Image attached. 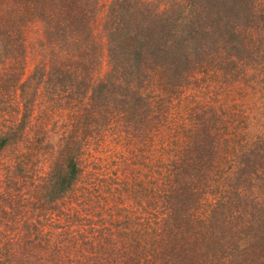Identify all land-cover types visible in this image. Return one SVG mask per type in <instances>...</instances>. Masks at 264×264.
I'll list each match as a JSON object with an SVG mask.
<instances>
[{
  "label": "trees",
  "instance_id": "1",
  "mask_svg": "<svg viewBox=\"0 0 264 264\" xmlns=\"http://www.w3.org/2000/svg\"><path fill=\"white\" fill-rule=\"evenodd\" d=\"M261 6L257 0H0V264L33 263L30 253L38 238L48 247L34 264H60V256L47 257L48 248L72 228L81 242L75 243L83 256L78 264H264V120L256 123L245 148L230 144L241 134L231 130L239 116L235 97L224 112L210 117L205 107L200 113L189 109L188 126L181 122L180 130L168 135L171 141L187 138L188 147L163 146L155 161L144 165L150 181L142 185L134 177L124 187L136 207H115L107 217L116 219L113 228L97 233L88 226L94 213L90 207L75 218V227L74 220L60 224L72 211L54 213L80 172L75 143L84 136L90 111H128V117L139 107L147 112L148 96L140 87L150 68L161 84L174 88L210 58L215 78L220 75L229 84L243 79L257 109L255 99H264ZM98 15L104 43L93 31ZM30 22H39V40L50 53L44 65L25 74L22 30ZM102 61L107 64L104 75L90 83ZM44 92L49 102L37 98ZM60 99L66 106L62 117L72 124L59 135V150L49 153L43 185L26 189L21 165L31 151L22 149L35 144L27 142L24 129L34 124L31 142H40L39 129L59 113L55 105ZM214 138L220 147L213 146ZM9 151L19 155L4 153ZM63 151L61 161L52 157ZM121 185L94 188L119 193ZM95 192L99 198L101 191ZM106 198L97 204H106ZM51 222L60 225L49 230Z\"/></svg>",
  "mask_w": 264,
  "mask_h": 264
},
{
  "label": "rangeland",
  "instance_id": "2",
  "mask_svg": "<svg viewBox=\"0 0 264 264\" xmlns=\"http://www.w3.org/2000/svg\"><path fill=\"white\" fill-rule=\"evenodd\" d=\"M100 1L102 3L107 2V0ZM257 2L262 4L261 9L264 10V0H257ZM99 17L98 15L97 19L95 18L93 22V31L97 36V40L104 43L100 27L101 18ZM29 24L30 25L22 30L23 41L25 43V74L29 73L33 67L39 64L44 65L50 53L49 49L43 47L39 40L41 34L39 22H30ZM104 63L105 62L102 61L100 68L91 73L89 78L90 83L98 82L104 75L107 69V64L105 65ZM214 68L215 61H212L210 58L206 59L197 67L191 69L185 76L186 80L181 85L174 88H168L165 84H161L156 72L150 68L147 74V82L144 84L143 88L140 87V90H142L141 93L148 96V98L146 97L149 101V109L147 112L146 108L139 107L128 117V115H130L128 111L122 113L116 110L102 111L94 109L90 111L91 115L87 117L85 124H83L85 127V129L82 130L84 136L80 137L81 134L78 130L77 134L80 139L78 138L75 143L77 148H79L76 158L78 160L80 172L77 174L75 183L70 192L65 195V198H60L54 208V213L58 210L64 213V215H70L71 212L69 211H72V216L64 217L63 220L65 223L60 224H66L74 220L75 222H72L71 227H75L73 226L77 225L75 224L77 221L75 218L80 219L82 213L85 212L84 208L90 207L94 213L91 217V222H85L88 226L97 229V233L101 231L105 233L106 226L113 228L116 219L110 220L107 217L114 213L115 207H117V209L118 207L119 209H123L125 205L131 204H133V207H136L134 199L128 196V190L124 187L134 183V177H137L142 185H148V181H150L143 175L146 171V169L143 168L144 165L153 163L155 157L161 154L163 146L173 150L178 148L185 149L188 147V144L184 142L187 138L173 137V141H171L168 135H170L174 129L180 130L182 127L181 122L188 126V123L191 122V118H189L187 113L189 114L188 111L192 107L195 108V110L191 109L192 111L199 113L202 111L203 107H205V115L210 117L212 114L216 115L219 112H224L226 103L231 98L235 97L239 116L234 117V121L231 123V130H238L241 134L237 136L234 135L231 138L230 144L232 143L235 146L241 145L242 148H245L252 142L253 138L251 135L258 129L256 123H263L262 121L264 120V99H255L257 109L254 108L256 106L253 103L254 98L249 92V89L245 88L243 85V79L238 80L239 83L236 82L235 84L226 83V81L219 79L220 75L215 78V73H213ZM262 85L264 86V81ZM261 90L262 86L259 88V92ZM46 96L47 94L44 92L39 94L37 98L49 102ZM220 105H222V108ZM55 107L56 111H59V113L55 112L53 116L46 120L43 130H40L38 127L40 131L39 135L43 136L40 142H31L32 138L30 137L32 136V131L37 130L34 124H30V126L27 125L26 129H24L27 142L35 144L34 148L22 149L26 152L31 151L28 155L26 164L21 165V171L23 167L25 171L24 176L21 178L26 182L24 183V185L27 186L26 189H31L32 186L41 187L43 185L42 183L43 180H45L46 172L49 170V153L53 148L57 151L59 150V147H61L59 145V135L63 133L64 130L66 131V129H69L70 126H67L68 124H72L66 116L62 117V112L65 111L66 107L62 99L59 100V103L56 104ZM36 119L35 116L31 121L34 122ZM243 119L244 121L247 120L245 128ZM213 122H215V120L212 119V124ZM212 143L213 146H215L216 143L217 147H220L222 144L219 143L216 138L213 139ZM23 145H27L26 141ZM10 152L11 151L4 153L11 156L19 153L13 154ZM63 154L64 151L60 156L56 155L55 157L52 155V157H54L55 160L61 161ZM166 155L171 154L167 151ZM18 159H20L21 162L23 161L22 156H19ZM171 176L172 174H170V177ZM120 182H122L120 186L122 191L119 193L115 191L111 192L109 188L103 192L102 186H99V188H97L98 190L94 188L95 185L98 186L100 183H102L103 186H112ZM95 191H101L98 195L99 198H97ZM106 196V204H97V202H101V200L104 201ZM95 202L97 206H95ZM95 207L97 208L95 209ZM61 219L62 218L59 217L58 221L62 222ZM57 224V222H54L53 225L51 222L47 229L52 230ZM84 227L82 229H84ZM73 229L74 228L65 236L61 234L56 238L57 246L48 248V258L55 259L57 255L60 256V264H78V261H80L83 256L76 250L77 245L75 243L81 244V242L76 241ZM65 237L67 238L66 241L60 240ZM38 240H36V244L34 245V251H31V253L28 251L30 253V258L32 260L34 259V262L31 264L36 263L35 260L39 261L40 259H38V257H41L40 250L48 247L42 242V239L38 238Z\"/></svg>",
  "mask_w": 264,
  "mask_h": 264
}]
</instances>
